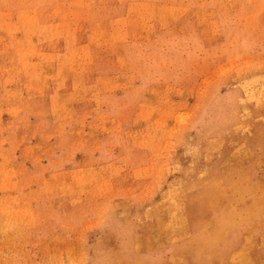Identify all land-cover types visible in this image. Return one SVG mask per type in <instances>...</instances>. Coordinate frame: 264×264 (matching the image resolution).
<instances>
[{"label": "rangeland", "instance_id": "rangeland-1", "mask_svg": "<svg viewBox=\"0 0 264 264\" xmlns=\"http://www.w3.org/2000/svg\"><path fill=\"white\" fill-rule=\"evenodd\" d=\"M0 264H264V0H0Z\"/></svg>", "mask_w": 264, "mask_h": 264}]
</instances>
